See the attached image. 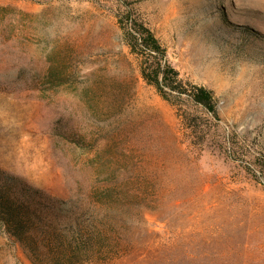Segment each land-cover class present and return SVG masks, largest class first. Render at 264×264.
Returning a JSON list of instances; mask_svg holds the SVG:
<instances>
[{
	"label": "rangeland",
	"instance_id": "obj_1",
	"mask_svg": "<svg viewBox=\"0 0 264 264\" xmlns=\"http://www.w3.org/2000/svg\"><path fill=\"white\" fill-rule=\"evenodd\" d=\"M128 2L184 82L214 90L242 152H264V0ZM117 11L116 0H0V169L75 204L117 173L137 190L176 186L126 215L111 264H264L263 177L224 150V128L190 135L143 79ZM60 60L57 85L46 73ZM0 264H34L2 226Z\"/></svg>",
	"mask_w": 264,
	"mask_h": 264
},
{
	"label": "trees",
	"instance_id": "obj_2",
	"mask_svg": "<svg viewBox=\"0 0 264 264\" xmlns=\"http://www.w3.org/2000/svg\"><path fill=\"white\" fill-rule=\"evenodd\" d=\"M116 1L119 27L139 60L143 79L177 108L179 119L193 138L205 134L207 126L210 130L224 128V150L264 179V152H242L237 133L222 125L214 90L185 83L156 33L138 17L128 0ZM64 65L61 60L52 63L47 80L57 85L65 83ZM204 116L209 122H204ZM135 187L117 173L115 180L96 189L93 199L88 196V200L75 204L0 169V226L34 264H111L120 256L126 215L156 210L163 202L161 196L175 191L176 186Z\"/></svg>",
	"mask_w": 264,
	"mask_h": 264
}]
</instances>
